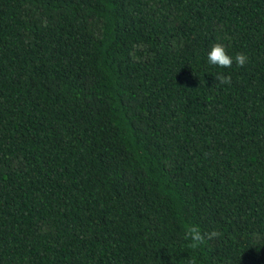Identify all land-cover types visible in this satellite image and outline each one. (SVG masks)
<instances>
[{
	"label": "trees",
	"instance_id": "obj_1",
	"mask_svg": "<svg viewBox=\"0 0 264 264\" xmlns=\"http://www.w3.org/2000/svg\"><path fill=\"white\" fill-rule=\"evenodd\" d=\"M189 259L264 264V0H0V264Z\"/></svg>",
	"mask_w": 264,
	"mask_h": 264
},
{
	"label": "clouds",
	"instance_id": "obj_2",
	"mask_svg": "<svg viewBox=\"0 0 264 264\" xmlns=\"http://www.w3.org/2000/svg\"><path fill=\"white\" fill-rule=\"evenodd\" d=\"M207 62L209 65L218 66L222 69H231L233 63L237 67H245L249 63V57L245 53H237L234 57L229 55L222 43H214L207 54ZM215 85H230L232 76L230 74L217 73L214 75ZM213 86V87H214ZM220 233L216 230L204 232L200 226L194 223H186L183 226L182 239L187 242V247L193 250L204 245L206 241L217 238ZM188 264H196L194 259H189Z\"/></svg>",
	"mask_w": 264,
	"mask_h": 264
}]
</instances>
